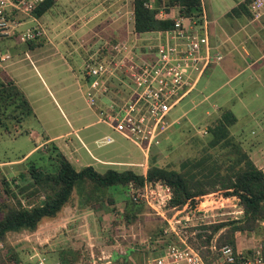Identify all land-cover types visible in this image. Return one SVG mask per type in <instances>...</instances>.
Returning a JSON list of instances; mask_svg holds the SVG:
<instances>
[{"label": "rangeland", "instance_id": "374dc122", "mask_svg": "<svg viewBox=\"0 0 264 264\" xmlns=\"http://www.w3.org/2000/svg\"><path fill=\"white\" fill-rule=\"evenodd\" d=\"M202 1L207 18L208 40L212 37L222 43L221 38L229 35L226 26L229 19L235 21L236 17L229 15L228 9L238 0ZM157 7L164 9L165 6ZM131 10L132 0H54L51 7L38 17L33 12L30 15H10L17 25L11 29L10 36L0 38V81L9 79L21 90L32 113L24 116L17 126L13 125V120L0 115V176L14 178V183L20 185L25 184L29 180L25 168L28 158L22 156L35 143H40L37 152L41 155L47 154L48 147L53 145L65 157H75L74 153H67L75 145L78 147L77 153L90 162L93 161L86 149L111 161H124L128 163L124 167H130L139 174L145 172L149 154L154 156L158 166L177 169L179 162L199 156L205 147L208 138L206 128L221 111L216 106L228 109L234 115L235 121L228 130L238 132L236 142L240 149L257 167L264 163V79L248 69L229 84L212 91L211 95L208 94L211 91L207 90L224 82L222 76L208 81L207 90L200 89V83L197 85V82V86L167 113V127L159 135L158 143L149 149L147 157L131 142L106 125L96 122L102 112H107L108 107L118 101V93L122 92V96L126 97L129 89L124 84L126 80L121 72L115 71L113 76L102 75L99 89L105 87L107 91H100L95 104L88 107L84 93L89 77L85 75L83 66L96 54L98 57L100 54L107 55L108 48L116 44L118 49L127 44L128 49L141 50L150 44L154 36L132 30ZM258 17L248 13V27L258 29L255 23L263 22L264 14ZM195 20L202 24L203 19H199V16ZM26 29L31 34L27 39L24 34ZM240 38V33L238 39L233 38L236 48L224 58L230 68L237 69L247 58L241 52V44L250 52L249 56L253 53L250 41H239ZM29 39L33 43L32 48L26 44ZM156 40L155 37L152 43ZM121 51L122 54L113 53L116 61L118 56L124 55V49ZM67 132V136L51 140L55 135ZM103 134H108L113 141L99 145L93 143V139H99ZM64 144L67 146L64 147ZM225 150L218 147L206 149L210 159L201 171L211 163H219L225 157ZM33 158H36V154ZM133 162L139 164L130 166L129 163ZM106 167L124 168L98 164L96 170L101 172ZM19 173L24 176H18ZM111 188H116L108 193L111 200L105 196L101 201L86 197L84 202L75 189L63 213L41 219L33 230L7 233L0 240V264H114L116 260L124 264L122 256L126 257L125 264H146L151 251L155 252L153 248L168 241L167 237L159 235L165 224L146 205L141 207L136 216L124 219V200L131 192L116 186ZM144 196L147 200L154 198V201L164 199L167 202L171 194L164 187L156 185L149 187ZM219 200L225 201L215 197L197 200V209L189 212L192 216L186 212L190 216L189 220L180 223L185 225V239L200 251H205L200 248L203 245L200 240L204 239L205 234H210V229L202 228V225L241 219L242 209L239 205L235 203L232 206L233 203L228 200L215 205L214 201ZM21 201L24 202L23 199ZM186 213H181L178 218ZM229 225L225 224L217 232L211 233L210 240L215 239L216 243L217 235ZM197 234H200L199 238ZM261 234L258 229L252 236ZM243 235L241 231L235 234L238 245H243ZM11 254L15 255L17 261L10 258Z\"/></svg>", "mask_w": 264, "mask_h": 264}, {"label": "trees", "instance_id": "16d2710c", "mask_svg": "<svg viewBox=\"0 0 264 264\" xmlns=\"http://www.w3.org/2000/svg\"><path fill=\"white\" fill-rule=\"evenodd\" d=\"M146 1L132 0V30L142 33L169 28L171 21L168 18L159 19L156 9H147L144 6ZM53 2L54 0H42L34 6L33 15L36 17L42 15ZM153 2L156 7L165 6L167 13L172 6H176L182 16L199 13L198 0H153ZM249 2L250 0L239 2L228 14H246V6ZM26 44L28 48L33 47L30 39L26 40ZM112 54L113 51L109 47L107 55L100 54L98 57L96 54L94 59L103 62ZM220 110L218 116L206 128L208 138L200 155L182 160L177 169L158 166L152 154L147 157L144 174L136 173L131 169L113 168L99 172L91 165L77 168L53 145L48 147L49 151L45 155L37 152L38 147L27 156L23 155L22 157L28 158L25 168L29 180L25 184L20 185L14 183V178L6 179L0 176V240L9 232L33 230L41 219L54 217L63 206L67 205L75 189L78 190L83 202L86 197L101 201L105 196L106 199L111 200L108 193L114 186L127 189L131 194L124 200L123 215L124 219L129 220L145 206L143 202L133 199L132 193L138 191L144 182H148L160 183L169 190L171 197L164 206V216L167 219H176L181 213L196 210L197 200L205 197L223 200L226 197V199L234 198L242 209L241 219L229 223L202 225V228L210 229V234H205L204 239L199 240L201 245H207L211 233L217 232L225 224H230L223 233L217 235L216 244L235 245L237 243L235 232L241 231L244 233L242 242L246 246L250 234L254 235L258 231L255 220L264 215V164L262 167H257L244 150L240 149L238 143L229 136L228 127L234 123L235 117L230 110ZM29 113H32V109L23 92L19 91L9 79L0 81V115L3 114L9 120H13V125L17 126ZM217 147L226 149L225 157L219 163H211L201 171L210 159L206 149ZM34 154L36 158H33ZM18 176L23 177L24 174L19 173ZM22 199L24 202L21 201ZM159 235L163 236L162 230L159 231ZM196 236L199 238L200 234ZM200 252L203 255L206 251ZM10 258L17 261L14 254H11ZM122 258L125 264L126 257L122 256ZM118 262L116 260L114 264H121Z\"/></svg>", "mask_w": 264, "mask_h": 264}, {"label": "built area", "instance_id": "2783aa9c", "mask_svg": "<svg viewBox=\"0 0 264 264\" xmlns=\"http://www.w3.org/2000/svg\"><path fill=\"white\" fill-rule=\"evenodd\" d=\"M41 1L0 0V38L10 36L11 29L17 25V21L10 15H30L34 6ZM198 2L197 15L182 16L176 6L170 7L167 13L165 9L156 7L153 0H147L144 3L147 9H156L159 19L171 20L167 29L146 32L153 34L152 41L156 37V42L151 41L137 51L128 49L127 44L118 49L116 44L111 46L112 51L115 50L114 54H122L121 50L124 49V55L118 56L117 61L114 54L103 62L90 58V62L82 68L89 77L84 93L85 102L89 107L95 104L100 91H107L105 87L99 89L102 75L113 76L115 71L124 75V84L127 85L125 86L128 87L129 93L123 97L122 92H119L118 101L108 107L107 112L101 113L98 122L138 147L144 157H147L149 149L158 143L159 135L166 129L165 118L170 109L194 89L199 77L209 65L220 59L217 53L211 51L204 3L202 0ZM247 10L252 17L262 16L264 0H250ZM198 16L203 19L202 24L195 20ZM26 30L24 34L27 39L31 34L29 29ZM104 140L106 143L109 141ZM156 185L164 187L160 183L144 182L141 189L132 195L136 200L143 198V204L164 220L162 234L169 238L163 245L153 248L155 252L151 251L146 264H264V215L255 220V225L262 234L258 237L250 234L246 246L238 243L217 245L215 239H212L207 245L200 246L206 251L202 255L199 248L192 246L185 239V225L180 224L188 221L192 212H188L190 216L186 213L181 218L167 219L163 211L166 204L164 199L154 201V198H145V191ZM167 191L169 192L168 189ZM137 192L139 193L136 195ZM148 192L152 193L151 190Z\"/></svg>", "mask_w": 264, "mask_h": 264}, {"label": "crops", "instance_id": "0c3cea01", "mask_svg": "<svg viewBox=\"0 0 264 264\" xmlns=\"http://www.w3.org/2000/svg\"><path fill=\"white\" fill-rule=\"evenodd\" d=\"M242 1L243 0L236 1L235 5H237L239 2H242ZM235 5H233L232 7H234ZM232 7H230L228 10L230 11V9ZM246 9H247V6H246ZM229 15H233V14H229ZM234 16L237 17V18L236 17L234 18L235 21H232V19H229V22L226 25L228 30H229V35L221 38L223 41L222 43L217 41V40H214V39H212V37H210L209 44H210L211 51L219 54L221 56V58L218 61H216V62L214 61L209 65L207 70L202 75V77L204 75L206 76L205 80L201 81V79H202V77H201L200 80L198 81L197 85L200 83L199 88L200 89L206 88V90H207L208 81H211V79H214L217 76H222L225 80H224V82L218 84L215 88H211L210 90H207V91H211L208 93L209 95H211L212 91H215L218 88L222 87L224 84H229V82L238 78V76L240 74H242V72H244L247 69L251 73H254L255 76L263 77V79H264V19H263V22H261L260 24L255 23L256 26H258V29L253 30L252 27H248V24L250 23V21L247 18V16H248L247 10H246V14H239V15H234ZM239 18H241V20H239ZM248 21H249V23H248ZM239 33L241 36L239 41H244V39H245V41L249 40L250 41V47L252 48L251 51L253 53L251 54V56H249L250 52L248 50H246L243 47V45L241 44L240 45L241 52L243 53L244 56H247V58L243 59L242 65L240 67H238L237 69H235V68L228 67L225 64L226 60H224V58H226V56L230 55L232 50H234L236 48V46H235L236 44L233 42V38L238 39ZM227 61H229V60H227ZM208 70H210V71H208ZM216 107L222 109L220 106H216ZM94 114H95V112H94ZM96 122H98V121H96ZM86 125H89V124H86ZM86 125H84V127ZM72 132L74 134H76L75 130H73ZM68 134L69 133L67 132V133L55 135L54 137H52L51 140H53L55 138H60L61 136H64V135L67 136ZM237 135H238V132L236 130L232 129L231 131H229V136H231L233 138V140H235V141H236V139H238L239 135L238 136ZM119 136H121V135H119ZM76 138H78V136H76ZM104 139L109 140L107 143H110L113 141V139L108 134H103L99 139H93L92 141H93V143H96L97 145L102 144V143L107 144L106 142H104L105 141ZM68 140L70 141L71 139H68ZM81 144L83 147L85 146L82 142H81ZM39 145H40V143H35L30 149L27 150L26 155L29 154L30 152H32L37 147H39ZM72 145H73V142H72ZM63 146L65 147V146H67V144H64ZM70 149H72V150H70ZM70 149H69V152L67 151V153L72 152L75 154V157L66 156V158L74 167H77V168L84 166V165H91L94 169H96L98 164L102 165V166H106V165L117 166L118 165V166L124 167V166H126L124 164H128L124 161H111L107 158L92 154V153H90V151L88 149H86L88 157L93 161V162H90V161L86 160L85 157H83L80 153L79 154L77 153L78 147H76L75 145H73L72 148H70ZM259 149L262 150V147H260ZM132 164L138 165L139 163H134V162L129 163L130 166H132ZM263 164L264 163L260 164L258 167H262L261 165H263ZM107 168L108 167H106L105 169H107ZM113 169H116V168H113ZM122 169L133 170L130 167H124V168L116 169V170H122ZM142 174H144V172ZM115 189L116 188H113V190H115ZM67 205H65V206H67ZM65 206H63L61 208V210L58 212V215H59V213L64 212Z\"/></svg>", "mask_w": 264, "mask_h": 264}, {"label": "bare ground", "instance_id": "6f19581e", "mask_svg": "<svg viewBox=\"0 0 264 264\" xmlns=\"http://www.w3.org/2000/svg\"><path fill=\"white\" fill-rule=\"evenodd\" d=\"M226 200H228V201H230L229 203H233V204H231L232 206L236 203V201L234 200V198H228V199H225V201ZM225 201H220V202H214L215 203V205H219L218 203H226Z\"/></svg>", "mask_w": 264, "mask_h": 264}]
</instances>
